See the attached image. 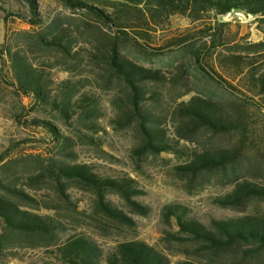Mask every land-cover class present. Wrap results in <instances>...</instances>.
<instances>
[{
  "label": "trees",
  "instance_id": "obj_1",
  "mask_svg": "<svg viewBox=\"0 0 264 264\" xmlns=\"http://www.w3.org/2000/svg\"><path fill=\"white\" fill-rule=\"evenodd\" d=\"M59 1L78 17L47 20L40 0H16L25 10L14 8V1L0 0V10L24 18L33 28L18 32L14 43L6 42L0 51L11 77L8 88L0 83V116L20 122L26 111L23 97L32 96L40 115L33 123L47 130L53 144L45 156L0 157V260L13 250L45 248L54 264H264V183L243 175L252 163L246 153L253 130L251 112L264 117V0ZM231 13L253 17L262 40L243 37L244 43H239L238 34H231L228 23L219 20ZM174 16L201 26L198 33L204 44L194 50L191 65L202 69L204 78L220 85L230 98L188 90L177 96L191 95L188 100L169 112L159 111L161 86L184 84L192 70L183 63L149 68L128 49L150 48ZM192 39L191 34L174 37L155 49L186 47ZM35 55L46 60L37 63ZM84 63L96 67L94 79L100 88L114 91L108 127L131 132L128 157L134 172L145 173L150 158L173 155L180 160L172 166L173 173L190 193L212 179L219 185L231 184L232 189L212 198V203L243 214L212 217L204 223L188 205L167 203L160 212L165 226L162 248L126 238L105 249L93 235L79 231L121 235L136 229L135 216L152 212L138 200L145 191L136 178L79 160L78 142L106 153L103 136L97 137L108 133L102 124L105 108L85 80L56 82L53 71L62 65L74 72ZM5 92L11 94V102ZM220 135L232 139L193 146ZM256 155L260 158V153ZM42 185L51 193L47 200L33 194ZM76 191L89 196V210H80ZM173 257L182 259L174 263Z\"/></svg>",
  "mask_w": 264,
  "mask_h": 264
},
{
  "label": "rangeland",
  "instance_id": "obj_2",
  "mask_svg": "<svg viewBox=\"0 0 264 264\" xmlns=\"http://www.w3.org/2000/svg\"><path fill=\"white\" fill-rule=\"evenodd\" d=\"M9 1L16 2V0ZM13 6L14 8H21V10L26 9L20 2L14 3ZM40 8L47 20L54 16H59L69 21L78 17V14L65 9L59 0H40ZM219 20L220 22L228 23L227 28L230 30L229 32L231 34H238L239 39L246 37L251 42L262 40V34L257 29L253 17L240 13H231L225 17H221ZM74 22L77 23V21H73L72 23ZM199 28H201L199 24H191L181 16H174L169 29L161 34H157L153 43H149L150 48L141 49L130 46L128 49L131 57L149 68L168 69L183 63L192 70L187 75L184 84H166L161 86L160 105L157 107L159 111L169 112L178 102L188 100L191 95L177 99L178 94L188 90H192L193 93L204 92L218 99L230 98L220 85L204 78L202 69L198 70L191 65L194 50H197L204 44V40L201 39L203 35L198 33ZM23 30L32 31L33 28L24 18L12 16L6 11L0 10V51H2L6 42L14 43V40L18 38L16 34ZM35 30H38V28H35ZM187 34H191L193 39L186 47L170 46L163 51L155 49L168 44V40L171 38L186 36ZM239 43H244V41L240 39ZM33 58L37 63H42L46 60V58L40 55H35ZM62 68V65H58L53 71V77L56 82H61L68 78L85 80L83 83L87 89H92L98 93L106 113L102 119V124L107 127L108 133H100L97 136H103L102 139L105 145L102 149L106 153L98 151V149L90 144L78 142L76 151L79 155L80 162H95L100 164L103 171L106 170L111 173L123 171L130 174L139 181L140 186L145 191V194L140 196L138 200L152 208V212L148 217L135 216L137 226L134 231L124 230L121 235H111L109 237H103L98 233L93 234V231L85 228L79 231H87L93 235L105 249L115 246L117 242L126 238L143 240L153 246L162 248L163 244L160 239L163 236L165 226L161 221L160 212L162 207L167 203L179 202L188 205L193 215L204 223H208L212 217L227 219L243 214L232 209L218 207L212 203V198L215 196L229 192L233 186L231 184L219 185L215 179H212L211 181L204 182L203 185H199L193 190V193H190L183 187V181L173 173L172 166L180 163V160L173 155L163 154L159 158H150L145 164V173L134 172L132 162L128 157L131 146V132H115L108 127L109 120L113 116V112L109 107V101L114 91L98 86L94 79L96 67L93 65L84 63L81 68L76 69L74 72H67ZM203 68L211 72L206 63H203ZM0 70H2L0 83L4 88H8L11 77L8 72L6 56L0 60ZM153 88L159 89L157 85H153ZM5 93L8 94L6 100L11 102V94L8 92ZM23 103L26 111L20 122H15L0 116V157L6 160L27 154H41L45 156L53 147L51 135L47 130L33 123L34 117L40 118V115L35 110L36 106L34 105L33 97H23ZM4 105L9 104L5 103ZM251 114L253 130L250 133L249 147L246 149V153L252 156V163L249 171L244 172L243 175L244 178L251 181L264 183V117L259 113L253 114L251 112ZM65 130L70 134L67 128ZM205 139H207V142H197L193 146L202 148L204 145L207 147H210V144L219 145L228 139H232V137L220 135L210 139L207 136ZM257 153H260V158L255 157ZM166 159L170 161H166ZM17 172L18 176H22L19 170ZM24 178L21 179L22 183L26 182ZM33 194L40 200H47L51 195L44 185L33 190ZM73 195L75 199L79 200L80 210H89L88 195H83L78 191L74 192ZM116 202H118L117 199ZM8 254L10 256L2 258L0 264H54L52 255L45 248L19 249V251L17 249ZM180 259L182 257L172 258L174 263Z\"/></svg>",
  "mask_w": 264,
  "mask_h": 264
}]
</instances>
